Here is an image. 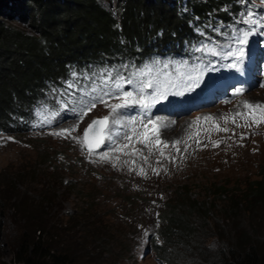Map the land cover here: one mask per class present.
Wrapping results in <instances>:
<instances>
[{"label":"rangeland","instance_id":"1","mask_svg":"<svg viewBox=\"0 0 264 264\" xmlns=\"http://www.w3.org/2000/svg\"><path fill=\"white\" fill-rule=\"evenodd\" d=\"M99 1L117 16L116 0ZM237 22L238 26H232L222 39L203 40L193 48L191 57L159 58L140 71L127 69L130 81L116 74L96 76L86 83L79 78L65 86L58 101L36 107L28 127L0 131L1 262L16 264L20 249L41 236L45 250L67 256L70 264H167L159 253L164 243L162 231L167 230L174 207L187 203V193L191 200L212 205L210 217L201 223H205L204 247L209 259L221 249L228 250L224 242L239 230V224L243 223L242 231L252 232L253 227L264 233V209L260 205L253 202V209L247 210L240 206L238 218L229 211L245 199L251 183L261 180L264 170L263 58L260 62L264 54V0H252ZM16 25L29 35L35 34L26 24ZM258 63L259 78L252 70ZM240 73L259 83L234 101H216L184 117H166L168 122L159 116L151 120L137 117L142 123L133 124L135 131L151 127L158 131L151 143L173 146L187 144L199 131L218 126L217 134L228 133L223 125L225 117L234 118L244 111L258 120L259 132L237 125L243 132L238 145L242 149L237 154L229 150L225 155L210 156L206 152L207 159L179 166L153 163L149 175L141 171L142 163L131 157L107 168L106 174L95 162L104 141L98 149L87 147L86 130L94 120H106L105 140L111 112L118 116L115 124L135 119L132 116L138 115L133 109L137 107L148 111L156 104L192 95L206 84ZM251 97L252 102L248 101ZM122 131L125 129L115 133L116 139ZM124 163L133 165L138 175H121ZM219 186L228 190L226 195H219ZM181 210L185 212L183 208L177 212L181 214ZM29 211L34 212L36 223L28 217ZM199 220L194 214L192 221ZM237 234L240 237L241 231Z\"/></svg>","mask_w":264,"mask_h":264},{"label":"trees","instance_id":"2","mask_svg":"<svg viewBox=\"0 0 264 264\" xmlns=\"http://www.w3.org/2000/svg\"><path fill=\"white\" fill-rule=\"evenodd\" d=\"M116 1L117 16L99 0H0V131L28 127L36 107L57 101L65 86L79 78L85 83L106 74L128 78L127 69L140 71L159 58L191 57L203 40L228 35L252 3ZM17 22L32 27L35 34H27ZM217 190L219 195L228 192L222 186ZM247 191L245 199L229 210L234 218L240 216V206L253 209L255 203L264 209V170L261 180L252 182ZM185 195L187 203L174 207L167 230L162 231L160 258L167 264L198 260L203 264H264V233L253 227L252 232L242 231L243 223L224 242L228 250L221 249L209 259L204 247L205 223H201L210 217L212 205ZM178 208L185 212L179 214ZM27 214L32 222L38 221L34 212ZM194 214L200 222L192 221ZM15 263L70 264L67 256L45 250L41 236L20 249Z\"/></svg>","mask_w":264,"mask_h":264},{"label":"bare ground","instance_id":"3","mask_svg":"<svg viewBox=\"0 0 264 264\" xmlns=\"http://www.w3.org/2000/svg\"><path fill=\"white\" fill-rule=\"evenodd\" d=\"M253 99L254 98L251 97L248 101L252 102ZM110 115L111 119L109 118L110 121L108 124L110 132L104 140L103 148L98 151L100 152V156L95 158V162L102 170H104L105 174L107 168H112L113 165L122 161L124 157H131L139 160L142 163L141 171L145 175H149L151 165L153 163L169 162L170 166H179L181 164L188 165L195 159L198 161L207 159L208 157H206V152L210 156L218 153L225 155L229 150L230 152L232 151L234 154H237V152L242 149V147H239L238 145L242 143L243 139V132L237 125L245 127V129L256 133L258 131L256 126L258 124V120L246 112L241 111L234 118L225 117L223 125L228 128V133L217 134L219 133L217 130L220 129L218 126L212 131H199L194 137V140L187 144L166 146L163 144L151 143L152 139L154 141V138L158 135V131H155L153 127L147 129L145 128L144 131H135L133 124L142 123V121L137 120L136 117H133L135 119L126 118L125 120H129L128 124L125 120H122L121 123L115 124L114 121L118 119V116H116L113 112H111ZM160 119L165 122L169 121L166 117H160ZM183 126L184 124L180 127L183 128ZM120 128H124L125 131H122L121 135H119L121 137L116 139L115 133L120 130ZM116 147L119 148V150L114 151V148ZM121 150L122 152H120ZM120 171L121 175L126 178L138 175V170L129 163H124L120 168ZM109 182L112 185H116L117 183L110 178Z\"/></svg>","mask_w":264,"mask_h":264},{"label":"water","instance_id":"4","mask_svg":"<svg viewBox=\"0 0 264 264\" xmlns=\"http://www.w3.org/2000/svg\"><path fill=\"white\" fill-rule=\"evenodd\" d=\"M106 125V120H94L86 130V141L90 149L98 148L103 142V128Z\"/></svg>","mask_w":264,"mask_h":264}]
</instances>
